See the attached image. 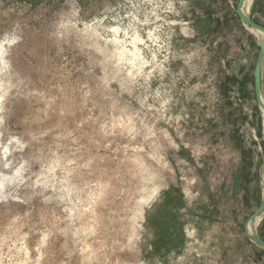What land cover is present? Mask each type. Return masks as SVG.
<instances>
[{
    "label": "rangeland",
    "instance_id": "1",
    "mask_svg": "<svg viewBox=\"0 0 264 264\" xmlns=\"http://www.w3.org/2000/svg\"><path fill=\"white\" fill-rule=\"evenodd\" d=\"M237 2L0 0V264H264Z\"/></svg>",
    "mask_w": 264,
    "mask_h": 264
},
{
    "label": "water",
    "instance_id": "2",
    "mask_svg": "<svg viewBox=\"0 0 264 264\" xmlns=\"http://www.w3.org/2000/svg\"><path fill=\"white\" fill-rule=\"evenodd\" d=\"M249 0H238L236 14L243 25L260 34V49L253 69L254 93L257 107L264 113V98L262 94V66L264 62V26L256 23L247 13L246 4ZM261 176L264 183V154L261 165ZM264 213V198L258 208L248 217L244 224L245 237L254 245L264 250V240L256 229V220ZM250 225L248 230L247 225Z\"/></svg>",
    "mask_w": 264,
    "mask_h": 264
},
{
    "label": "bare ground",
    "instance_id": "3",
    "mask_svg": "<svg viewBox=\"0 0 264 264\" xmlns=\"http://www.w3.org/2000/svg\"><path fill=\"white\" fill-rule=\"evenodd\" d=\"M248 3H249V1H248ZM248 3H247V4H248ZM247 4H246V6H247ZM251 30H252V29H251ZM253 31H254V30H253ZM134 36H135V35H134ZM136 38H137V36H136ZM132 39H133V38H132ZM135 40H136V39H135ZM135 40H134V41H135ZM132 41H133V40H132ZM135 43H136V42H135ZM133 47H134V46H133ZM136 48H137V47H136ZM136 50H137V49H136ZM138 50H139V49H138ZM135 52H136V51H135ZM138 54H139V53H138ZM138 54H137V55H138ZM247 228H248V230H250V225H249V224L247 225Z\"/></svg>",
    "mask_w": 264,
    "mask_h": 264
},
{
    "label": "trees",
    "instance_id": "4",
    "mask_svg": "<svg viewBox=\"0 0 264 264\" xmlns=\"http://www.w3.org/2000/svg\"><path fill=\"white\" fill-rule=\"evenodd\" d=\"M254 7H255V1L253 2V4H252V7H251V11H253L254 10ZM250 17H251V15H249ZM252 18V17H251ZM253 19V18H252ZM254 20V19H253ZM255 21V20H254ZM256 22V21H255Z\"/></svg>",
    "mask_w": 264,
    "mask_h": 264
},
{
    "label": "snow or ice",
    "instance_id": "5",
    "mask_svg": "<svg viewBox=\"0 0 264 264\" xmlns=\"http://www.w3.org/2000/svg\"><path fill=\"white\" fill-rule=\"evenodd\" d=\"M45 239H46V237H45Z\"/></svg>",
    "mask_w": 264,
    "mask_h": 264
},
{
    "label": "crops",
    "instance_id": "6",
    "mask_svg": "<svg viewBox=\"0 0 264 264\" xmlns=\"http://www.w3.org/2000/svg\"><path fill=\"white\" fill-rule=\"evenodd\" d=\"M264 198V197H263Z\"/></svg>",
    "mask_w": 264,
    "mask_h": 264
}]
</instances>
